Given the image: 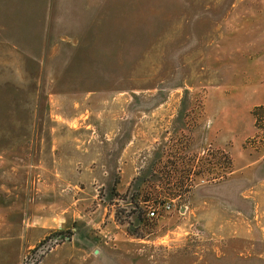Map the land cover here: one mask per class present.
Masks as SVG:
<instances>
[{"label": "rangeland", "instance_id": "1", "mask_svg": "<svg viewBox=\"0 0 264 264\" xmlns=\"http://www.w3.org/2000/svg\"><path fill=\"white\" fill-rule=\"evenodd\" d=\"M261 107L264 0H0V264H264Z\"/></svg>", "mask_w": 264, "mask_h": 264}, {"label": "built area", "instance_id": "2", "mask_svg": "<svg viewBox=\"0 0 264 264\" xmlns=\"http://www.w3.org/2000/svg\"><path fill=\"white\" fill-rule=\"evenodd\" d=\"M168 209L170 210V207H168ZM149 217L150 218H156L158 216V213H157V210L156 209H152L150 212H149Z\"/></svg>", "mask_w": 264, "mask_h": 264}, {"label": "trees", "instance_id": "3", "mask_svg": "<svg viewBox=\"0 0 264 264\" xmlns=\"http://www.w3.org/2000/svg\"><path fill=\"white\" fill-rule=\"evenodd\" d=\"M259 110H261V111H264V107H261ZM256 116V115H255ZM228 165L229 166H231V162L229 161V163H228ZM192 188V186L190 185V187L189 188H187V189H189V190H187V192H189L190 191V189ZM183 189V188H182ZM168 196H175V195H177L176 193H166ZM178 197H179V195H178Z\"/></svg>", "mask_w": 264, "mask_h": 264}]
</instances>
